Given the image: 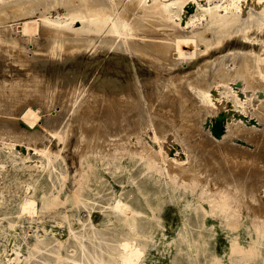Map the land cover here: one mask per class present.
Listing matches in <instances>:
<instances>
[{
    "label": "rangeland",
    "instance_id": "1",
    "mask_svg": "<svg viewBox=\"0 0 264 264\" xmlns=\"http://www.w3.org/2000/svg\"><path fill=\"white\" fill-rule=\"evenodd\" d=\"M85 1L83 0V2ZM91 1H87L89 4L86 2L87 5H85V3H81V0H75V4L73 0H0V264H52V262L61 264L58 255L65 256L63 257L65 258L64 264H87L88 260L95 264L92 258L100 251V254L105 258H109L110 252V254L116 252L119 243L117 240L120 241L122 235L124 237L128 235L126 231H124L125 233L122 231L126 230V226L124 228V225L121 224V215L113 210V205L118 200L131 201L133 204L139 201V204L136 205L142 207L141 213L145 212L142 215L139 213L136 221L139 222L137 224L139 230H142L141 241L148 244V252L143 258L146 264H264V118L258 119L253 115L264 105V71L261 77L255 73L258 78H253L250 82H246L244 78L238 79L241 96L249 97L244 108H236L233 101L228 100V96L222 92L224 90L222 84L212 86L214 103H206L194 89L195 83L202 79V81L206 79L210 81L216 77L215 81L220 80L224 68L229 66V68L235 69L238 59L245 58L247 55L257 57L260 65L263 66L261 70H264V16L249 19L248 22L241 25V28L234 29L225 36V31H208L204 40H198L193 45L192 51H188L183 59L180 58L176 50H169L168 53L163 54L164 56L159 55L166 60L157 58L160 63L158 65L156 61L152 60L153 57L142 59L141 55L119 46L121 43L127 44L126 40H142L141 35L148 33L143 32L145 28L150 29L148 30L149 35L154 34L146 36L144 39L152 38L153 40L155 38L157 41L161 39L162 43H165L164 41L171 42L169 37L172 36V31L167 26L169 21L154 14L144 20L139 14L140 11L137 10H151L150 8L145 9L138 0H112V4L111 0L109 1L111 4L109 9L115 11H112L113 15L123 19L128 18L130 26L134 24L131 26L132 30L128 29L130 34L128 32L124 36L113 35L111 38L116 39H113L112 45H104V40L111 36L106 30H95L92 26L82 25L80 20H75L74 24L70 23L72 25L53 21L57 18L65 19L71 7L74 10L77 5L83 4L89 10H94L95 3ZM205 1L202 0V2ZM245 1L249 3V0L242 2L246 3ZM151 2L152 0H149L147 4L149 5ZM242 2L240 15L246 16L252 5ZM90 3L93 5L91 6ZM83 5L82 7H84ZM196 7L195 3H188L184 8L185 15L195 13ZM44 15L47 18L46 21ZM175 17L180 24L177 23L178 21L173 24L180 25V29L183 27L184 31H191L194 26H204L206 22L205 18L201 16V20L197 18L189 23L185 17H181V20L177 15ZM140 18L143 22L139 21ZM138 21L140 24L137 23ZM144 21H146L145 24H143ZM137 24H143L144 28ZM147 24L149 26H146ZM205 26H209V24ZM54 32L55 34H53ZM191 36L190 38L194 39L199 35L192 33ZM156 37L158 38L156 39ZM184 48L188 49L189 47L185 45ZM253 57L251 60L254 61ZM219 59H222L223 64L218 62ZM175 60V66H171L167 62ZM162 65L164 66L162 67ZM183 74L184 79L182 78ZM235 82L231 81L232 85ZM137 87H140V90ZM23 90L31 91V93L41 92L43 98L35 102L26 99L20 102L19 100L24 99V96H19L18 93ZM181 90L188 93V96H184L185 94ZM138 91L148 99L142 100V107L140 104L138 106L136 101L135 104H132L136 107H134L135 110L133 109L131 117V112L124 111V107L120 106V103L116 102L115 104L114 99L116 95L121 94V105H125L128 102V99L125 98L126 94L131 93L137 97ZM145 92L152 98L147 97ZM221 93L222 95H220ZM17 98L20 103L17 102ZM179 98L181 99L179 100ZM29 105L41 116L33 126L21 116L22 110ZM171 105L173 106L171 107ZM82 106L87 107L86 110L90 111L81 113V109L84 108ZM138 107L141 110L137 109ZM171 110L175 112L173 115ZM134 111L135 113L138 111L137 113L140 115L142 112L143 116L136 113L140 117L138 118L136 114L134 115ZM174 114L179 116L173 117L176 116ZM170 115L172 116L170 117ZM144 116L147 121L148 118L149 121L154 118L156 122L151 121L154 128L151 122L148 125V122H144V118L142 120ZM133 117L135 121L137 118L142 120L137 121L138 123L140 121L139 125L142 130L145 129L143 134L146 135L142 134L143 143L145 145L149 143V149L152 148L151 151L147 149V146L145 147V154H148L146 163L135 159L134 168L131 167V163L134 161L130 160L128 154L130 149L128 150V148L138 146L137 150L139 151L140 146L137 145L138 137L135 134H131V137L127 133L133 122L135 123ZM111 120L113 124H111ZM218 120L224 123L225 128L220 134L215 133L211 125ZM15 123L19 127L21 126L20 129L18 128L19 131L24 129L23 132H28L37 129L38 136L41 133L38 137L41 140L35 138L36 142L33 138H31L33 141L29 138L31 141L28 139V143V141H24L25 138L27 140V136L23 135V138L25 136L24 140L17 137L20 139L18 141L15 135L11 134L16 130L12 126ZM138 123L137 125L133 124V127H139ZM157 123L160 125L157 126ZM235 123L242 127L231 136L234 145L232 147L237 148L234 150L235 152H231L224 147L230 138L224 137L217 140L216 137L225 134L230 124ZM7 124L8 127L10 126L9 128L6 127ZM165 126L168 127L165 128ZM4 127L7 128L6 132ZM10 128L12 129L10 130ZM123 129V132L120 131ZM156 129L158 132L155 131ZM114 133L120 134V137ZM120 138L122 139L120 140ZM162 152L167 154V158L166 154L164 156ZM173 161L175 162L173 163ZM152 162L155 163V166ZM242 162L245 163L241 164ZM177 163L184 164L182 166ZM176 164L181 166L180 169L179 167L177 169ZM192 167H195L196 170ZM157 168H160L162 172H158ZM179 170L180 173L177 172ZM192 171L193 173H191ZM139 172L141 175L143 173L142 178ZM170 172H173L172 175ZM174 172H177V175ZM131 174L134 176V186L131 184ZM170 175L171 177L175 176L176 183H172L174 177L171 178ZM240 179L241 181L243 179V184H246V181L247 184H250L248 188L251 187L252 192L245 194L240 192L242 191V186L238 184L241 182ZM145 183L147 184L145 185ZM166 183H168L167 186ZM173 185L177 187V190L172 187ZM131 186L135 188L136 192L132 196H127ZM140 186L143 189L147 188L144 189V196L138 191ZM169 190L171 192H168ZM27 196H31L34 200L33 211L22 213L20 204ZM134 199L138 201L135 202ZM225 199L230 203L229 215L222 207ZM247 203L250 205L249 208ZM141 216L144 218H140ZM144 220L145 222H143ZM232 222L236 225L232 226ZM115 225L120 230H116L118 228ZM230 228L232 229L230 230ZM82 229L84 230L82 231ZM182 230L189 235L193 246H189L181 240L179 232ZM113 231L115 232L113 233ZM72 232L75 233L72 234ZM104 234L106 235L104 236ZM237 234L240 235L246 251L252 250H249L251 254L247 251L248 255L243 257L239 252L236 253L232 250V238ZM88 235L90 236L87 237ZM103 238L109 241H104ZM257 238L260 240L259 244L253 246ZM94 239L96 242L93 243ZM81 242L83 244L86 242V244L83 246ZM106 242L108 245L105 244ZM89 257L90 259H88Z\"/></svg>",
    "mask_w": 264,
    "mask_h": 264
},
{
    "label": "bare ground",
    "instance_id": "2",
    "mask_svg": "<svg viewBox=\"0 0 264 264\" xmlns=\"http://www.w3.org/2000/svg\"><path fill=\"white\" fill-rule=\"evenodd\" d=\"M85 1V0H84ZM87 1H89V0H87ZM87 1H85V2H83V0H81V3H85V5H87L86 4V2ZM94 3H95V5H94V7H95V9L94 10H89L88 8H86L83 4H81V6L79 5H77V6H75V9L73 10L72 9V7H71V9L69 10V12L67 13V17L65 16V19H60V18H57V19H53V21H55V22H57V23H65V24H70V23H72V24H74L73 22L75 21V20H80V21H82V25L84 24V25H87V26H92L95 30H98V31H103V30H106L107 32H108V35L110 36V38H106L104 41H105V44L104 45H112V43L111 42H114V40L113 39H116V38H111V37H113V35H115V34H117V35H119V36H124L125 34H128V29L129 30H132L131 29V26L132 25H134V24H132L131 26H130V23H129V21L127 20V19H123V18H121V17H116L115 15H113L114 13H112V11L113 12H115L114 10H111V9H109L111 6V4H112V0H111V4L109 3V1L110 0H92ZM91 1V2H92ZM243 0H206L205 2H202V0H152V2H151V4L149 3V5L147 4L148 2H149V0H138V2H139V4H143V6H144V8L145 9H147V8H150V10L151 11H148V10H137V11H140L139 12V14L142 16V18H144V20L146 19V18H148V17H151L152 16V14H154V15H159V16H161L162 17V19L163 18H165L166 20H168L169 22H167V26L169 27V30L171 29V31H172V34H171V32H169L172 36L171 37H169V39H171V42L169 41V43H166V41H164L165 40V38H162V37H160V38H162V39H164L163 41L165 42V43H162V42H160L161 41V39H160V41H157V40H155V38L152 40V38L151 39H144L146 36L148 37V36H150V35H153V34H148V33H150L148 30H150V29H144V33H147V34H144V35H141L142 37L141 38H143L142 40L140 39V40H131V41H128V40H126L127 41V44H124V43H121L119 46L121 47V48H125V50H127V51H131L132 53H137V55L139 54V55H141V57H142V59H147V58H154V59H152L153 61H156L157 62V64L159 65L160 63H159V61H157L158 59L157 58H159V60H166V59H164V58H161V57H159V55H163L164 53H168L169 52V50H176L177 51V54L180 56V58L182 57V59H183V56H186L187 54V52L188 51H192V47H193V45L198 41V40H204V38H205V36H206V33L208 32V31H214V32H222V31H225V34H224V36L225 35H228L229 33H231L234 29H237V28H241L242 26L241 25H244L246 22H248L249 21V19H252V18H260V17H262V16H264V0H249V3L252 5V7L250 8L249 7V11H247V15L246 16H243V15H240L242 12V4H241V2H242ZM251 1V2H250ZM73 2H74V4H75V0H73ZM246 2V1H245ZM79 3H80V1H79ZM88 4H89V2H87ZM188 3H195L196 4V12L195 13H193V14H187V15H185L186 13H185V11H184V8L186 7V5L188 4ZM242 3H244V2H242ZM247 3V2H246ZM246 3H244V4H246ZM249 3H247V4H249ZM69 4V3H68ZM73 4V5H74ZM91 4V6L93 5V3H90ZM73 5H71V6H73ZM82 5L85 7H82ZM253 5H254V7H253ZM90 6V7H91ZM142 6V5H141ZM244 6V5H243ZM113 7V6H112ZM115 7H116V5H115ZM129 7V6H128ZM190 7V6H189ZM246 8H248V6H245ZM93 8V7H92ZM117 8V7H116ZM195 8V7H194ZM113 9V8H112ZM135 9V8H134ZM138 9V8H137ZM188 9V8H187ZM189 10V9H188ZM66 11V10H65ZM245 11V10H244ZM119 12H120V10H119ZM152 12H154V13H152ZM183 13V14H182ZM162 14V15H161ZM177 15V17L179 18V20H181V17H185L186 19H188V21H187V23H189V22H191V21H193V20H197V18L199 19L200 18V16L201 17H203V18H205V20H206V22H205V25L206 24H209V26H194L193 28H192V30L191 31H184V29H183V27H181V29H182V31H181V29H180V25H177L176 23L175 24H173L175 21H178V20H176V16ZM47 16V15H46ZM120 16V15H119ZM129 16V15H128ZM44 17V20L46 21V17H45V15L43 16ZM124 17V16H123ZM138 17V16H137ZM155 17V16H154ZM158 17V16H157ZM49 19V18H48ZM49 20H52L51 18L49 19ZM138 20V19H137ZM141 20V18L139 19V21ZM147 20V19H146ZM153 20H155V19H153ZM200 20H201V18H200ZM137 22V23H139L140 24V22ZM142 21V20H141ZM149 21V20H148ZM150 21H151V19H150ZM163 21V20H162ZM143 22V21H142ZM141 22V23H142ZM145 22L146 21H144V23L143 24H145ZM155 22H157V21H155ZM153 23H154V21H153ZM157 23H159V22H157ZM156 23V24H157ZM161 23V22H160ZM178 24H180V22L178 21L177 22ZM64 24V25H65ZM72 24H70V25H72ZM143 24L142 25H138V26H141V28H144V27H142L143 26ZM149 24H152V23H149ZM155 24V23H154ZM58 25V24H57ZM137 25H135V26H137ZM137 26V27H138ZM146 26H149L148 24L146 25ZM53 27V26H52ZM55 27V26H54ZM85 27V26H84ZM134 27V26H133ZM151 27V26H150ZM149 27V28H150ZM156 28V27H155ZM167 28V27H166ZM59 29V28H58ZM136 29V28H135ZM180 29V30H179ZM53 30H55L54 28H53ZM53 30H51L52 32H53ZM77 30V29H76ZM168 30V31H169ZM58 31V30H57ZM75 31V30H74ZM152 31V30H151ZM154 31V30H153ZM246 31V30H245ZM51 32V33H52ZM55 32H56V30H55ZM55 32L53 33V34H55ZM79 32V31H78ZM81 32V31H80ZM154 32H156V31H154ZM57 33H59V32H57ZM63 33V32H62ZM192 33H194V34H198L199 36H196L197 38H190V37H192L191 36V34ZM83 34V33H82ZM129 34H130V32H129ZM134 34V33H133ZM138 34V33H137ZM136 34V35H137ZM169 34V35H170ZM75 35V34H74ZM157 35V34H156ZM161 35V34H160ZM132 36V35H131ZM159 36V35H158ZM67 37V36H66ZM115 37V36H114ZM136 37V36H135ZM152 37V36H151ZM57 38V37H56ZM128 38V37H127ZM158 37H156V39H157ZM166 38H167V36H166ZM131 39V38H130ZM129 39V40H130ZM118 40V39H117ZM125 40V39H124ZM159 40V39H158ZM166 40H168V39H166ZM99 42V41H98ZM116 42V41H115ZM123 42V41H122ZM168 42V41H167ZM65 45V44H64ZM68 45V44H67ZM70 45H72V44H70ZM185 45H187V47H189L188 49H185L184 48V46ZM66 46V45H65ZM69 46V45H68ZM67 47V46H66ZM110 49V48H109ZM112 49H114V48H112ZM21 52H23L22 50H21ZM173 52H175V51H173ZM21 54V53H20ZM26 54V53H25ZM178 55H176V56H178ZM23 56V55H22ZM164 56V55H163ZM253 56L252 55H247L245 58H239L238 59V61L236 62V63H238V65H237V67L235 68V69H232L231 67L229 68V66H227V68H224V73H223V75L219 78L220 80H217V81H215V79H216V77H215V79L214 80H211L210 79V81L208 80L207 81V79L206 80H204V81H200V82H196L195 84H196V86L194 87L193 85H192V87H194V89L195 90H197V92H198V95H199V97L200 98H202L204 101H206V103L207 102H213V98H212V86L213 85H215V84H222L223 85V87H224V90L222 91L223 93H225L228 97L227 98H229L228 100H232L231 102L232 103H234V105H235V107L236 108H244L245 107V104L247 103V101H248V99H249V97L246 95V97L245 98H243L241 95L242 94H240V90H239V80L238 79H240V78H244L245 79V81L246 82H250L253 78H258V77H261V76H263V74H262V72L264 71V70H261V69H263L262 67L263 66H261L260 65V63H259V61L257 60V57H253L254 58V61L253 60H251V58H252ZM22 59V58H21ZM181 59V60H182ZM171 60H173V59H171ZM222 59H219L218 60V62L221 64L222 63V61H221ZM143 61V60H142ZM162 62V61H161ZM169 64H171V66H175V62H176V60L175 61H167ZM162 63H164V62H162ZM165 63H166V61H165ZM184 63V62H183ZM218 63V64H219ZM169 64H168V66H169ZM223 64V63H222ZM250 64H251V66H250ZM167 65V64H166ZM165 65V66H166ZM176 65H177V63H176ZM164 65H162V67H163ZM168 66H167V68H168ZM180 66H181V64H180ZM207 66V65H206ZM153 67H155L154 65H153ZM178 67V66H177ZM222 67H226V66H222ZM183 68V67H182ZM181 68V69H182ZM219 68V67H218ZM210 69V68H209ZM222 69V68H221ZM252 69V70H251ZM169 70V69H168ZM207 70V69H206ZM210 70H212V69H210ZM164 71V70H163ZM219 71V70H218ZM214 72H216V71H214ZM220 72V71H219ZM258 72V73H257ZM183 73V72H182ZM185 73H187V72H185ZM184 73V74H185ZM258 75V77H257V75ZM178 74V73H177ZM184 74L182 75V78H183V76H184ZM215 74V73H214ZM220 74V73H219ZM188 75V74H187ZM201 75H202V73H201ZM200 75V76H201ZM179 76L181 77V75L179 74ZM190 76H192V75H190ZM215 76H219V75H215ZM239 76H241V77H239ZM174 77V76H173ZM193 77V76H192ZM204 77V76H203ZM179 78V77H178ZM207 78V77H206ZM212 78V77H211ZM176 79H177V76H176ZM181 79V78H180ZM184 79V78H183ZM195 79V78H194ZM193 79V80H194ZM192 80V79H191ZM145 81V80H144ZM196 81V80H195ZM195 81H193V82H195ZM231 81L232 82H234V81H236L235 83H234V85H232L233 83H231ZM192 82V83H193ZM206 82H209V83H206ZM129 84V83H128ZM148 84V83H147ZM184 84V83H183ZM191 84V83H190ZM31 85V84H30ZM33 85V84H32ZM175 85V84H174ZM173 85V86H174ZM185 85H186V83H185ZM189 85V84H188ZM13 86H15V85H13ZM183 86V85H182ZM181 86V87H182ZM217 86V85H216ZM144 87V86H143ZM180 87V86H179ZM13 88V87H12ZM134 88H136V87H134ZM137 88H139L138 90H140V87H137ZM176 88H177V86H176ZM185 88V87H184ZM191 88V87H190ZM221 88V87H220ZM220 88H218V90L220 91ZM131 89V88H130ZM192 89V88H191ZM38 90V89H37ZM137 90V89H136ZM170 90V89H169ZM174 90V89H173ZM180 90V89H179ZM24 91V90H23ZM19 91L20 93H18V95L19 96H21L22 95V97L24 96V99H18L17 98V102H22V101H25V99L27 100V101H33V102H35V101H39V100H41L42 98H43V95H41V92L40 93H36V92H33V93H31V91L29 92V91ZM41 91V90H40ZM184 91V90H183ZM14 92H16V91H14ZM129 92H130V90H129ZM139 92V91H138ZM179 92V91H178ZM181 92H182V90H181ZM185 92H186V90H185ZM35 93V94H34ZM123 93V92H122ZM136 93H137V91H136ZM135 93V94H136ZM142 93V92H141ZM146 93V92H145ZM151 93V92H150ZM182 93H184V92H182ZM118 94V93H117ZM120 94V93H119ZM126 94V93H125ZM133 94H134V92H133ZM149 94V93H148ZM176 94V93H175ZM174 94V95H175ZM185 95L184 96H186L188 93H184ZM13 95H15V94H13ZM121 95V94H120ZM117 96L116 95V97H115V104H116V102L117 103H120V106H123L124 107V111L125 110H129V112H131V117H132V113H133V109H134V107H136V105H132L133 103L135 104V101H136V104L138 105V104H140V107H142V100H144V99H148V98H145L144 96H142V94H140V92L138 93V94H136V95H138L137 97L135 96V95H132L131 93H129V94H126L127 95V97H125V98H127L128 99V102L125 104V105H121V100H122V96ZM144 95V94H143ZM146 95H147V93H146ZM182 95V94H181ZM220 95H222V93L220 94ZM224 95V94H223ZM25 96H27V97H25ZM170 96V95H169ZM177 96V95H176ZM178 96H180V94H178ZM188 96V95H187ZM225 96V95H224ZM14 97V96H13ZM16 97V96H15ZM14 97V98H15ZM18 97V96H17ZM22 97H20V98H22ZM123 97V98H124ZM147 97H149V95H147ZM182 97V96H181ZM214 97V96H213ZM124 98V99H125ZM149 98H152V97H149ZM176 98V97H175ZM219 98H221V97H219ZM121 99V100H120ZM171 99H173V98H171ZM177 99V98H176ZM181 98H179V100H180ZM182 99H184V98H182ZM19 100V101H18ZM137 100H138V102H137ZM150 100V99H149ZM125 101V100H124ZM174 101H176L175 99H174ZM183 101V100H182ZM185 101H186V99H185ZM199 101V100H198ZM19 102V103H20ZM146 102V101H145ZM176 102H178V100L176 101ZM187 102V101H186ZM164 103V102H163ZM172 103V102H171ZM180 103V102H179ZM178 103V104H179ZM214 103V102H213ZM14 104V103H13ZM16 104V103H15ZM183 104V103H182ZM119 105V104H118ZM144 105H145V103H144ZM209 105V104H208ZM207 105V106H208ZM139 106V105H138ZM173 105H171V107H172ZM207 106H205V107H207ZM210 106V105H209ZM208 106V107H209ZM84 107V108H83ZM110 107V106H109ZM140 107H138L137 109H140L141 110V108ZM204 107V108H205ZM211 107V106H210ZM82 108L83 109H81V108H79V109H81L82 110V112H81V110H80V112L81 113H85V112H89L88 110H86V108L87 107H85V106H82ZM93 108V107H92ZM118 108H120V107H118ZM152 108V107H151ZM174 108H176V107H174ZM113 109V108H112ZM115 109V108H114ZM144 109V108H143ZM142 109V110H143ZM207 109V108H206ZM205 109V110H206ZM92 110V109H91ZM93 110H94V108H93ZM92 110V111H93ZM117 110V109H116ZM135 110V109H134ZM168 110V109H167ZM184 110H185V108H184ZM188 110V109H187ZM121 111V110H120ZM119 111V112H120ZM124 111H122V112H124ZM139 111V110H138ZM137 111V112H138ZM174 111H175V109H174ZM173 110H171V112H172V115H173V112H174ZM177 111V110H176ZM51 112V111H50ZM79 112V111H78ZM127 112V111H126ZM136 112V113H137ZM180 112V111H179ZM184 112V111H183ZM185 112H187L186 110H185ZM184 112V113H185ZM80 113V114H81ZM110 113V112H109ZM135 113V111H134V115L136 114ZM144 113H145V110H144ZM153 113V112H152ZM175 113V112H174ZM183 113V114H184ZM79 114V113H78ZM114 114V113H113ZM129 114V113H128ZM137 114H139V113H137ZM137 114H136V116H137ZM181 114V113H180ZM52 115V114H51ZM115 115V114H114ZM141 115H142V112H141ZM140 114H139V116H141ZM147 115V114H146ZM155 115V114H154ZM172 115H170V117L172 116ZM174 115H176V114H174ZM182 115V114H181ZM181 115H180V117H181ZM253 115L255 116V117H257L258 119H261V118H264V105L262 106V108L261 109H259V110H257V111H255L254 113H253ZM21 116H22V119H24V120H26L28 123H30V125L31 126H33L34 124H35V122H38L37 120L39 119V117H41L40 116V114H38L36 111H34L33 110V108H32V106L31 105H29V106H27L25 109H23L22 110V112H21ZM113 116V115H112ZM112 116H111V118H112ZM135 116V117H136ZM143 116V115H142ZM179 115L177 114L176 116H173V117H178ZM184 116V115H183ZM138 117V116H137ZM146 117H148V116H146ZM150 117V116H149ZM172 117V118H173ZM138 118H140V117H138ZM137 118V120H141V119H138ZM145 119V116L144 117H142V120H144ZM151 118H153L152 116H151ZM52 119V118H51ZM93 119V118H92ZM96 119V118H95ZM115 119V118H114ZM131 118H129V120H130ZM133 119H134V117H133ZM132 119V120H133ZM46 120V119H45ZM44 120V121H45ZM94 120V119H93ZM118 120V119H117ZM128 120V121H129ZM135 121V119H134V121H135V123L133 122V124H135V125H137V123H138V121ZM141 120V121H142ZM146 120V121H145ZM144 120V122H148V125H150L149 124V122H151L152 120H154V118L153 119H151L150 121H149V118H148V121H147V119H145ZM170 120V119H169ZM12 121V120H11ZM21 121V120H20ZM48 121V120H47ZM131 121V120H130ZM129 121V122H130ZM155 121V120H154ZM163 121V120H162ZM170 121H172V120H170ZM173 121H175V120H173ZM46 122V121H45ZM49 122V121H48ZM51 122V121H50ZM82 122V121H81ZM91 122V121H90ZM94 122H95V120H94ZM118 122H119V124H120V121L118 120ZM156 122V121H155ZM168 122V121H167ZM11 123V122H10ZM115 123V122H114ZM139 123H140V121H139ZM139 123H138V125H139ZM158 123H160V122H158ZM157 123V124H158ZM165 123V122H164ZM163 123V124H164ZM20 124V123H19ZM45 124V123H44ZM49 124V123H48ZM82 124V123H81ZM92 124V123H91ZM94 124V123H93ZM98 124V123H97ZM110 124V123H109ZM111 124H113V122H112V120H111ZM123 124H124V122H123ZM122 123H121V125H123ZM131 124H132V122H131ZM133 124L131 125V127H130V129H129V132H127L129 135H131V134H135V136H137L138 137V143H137V145H139L140 147H139V151L137 150V147L136 146H134V144H133V146L134 147H136V148H128V150L130 149V153H128L129 154V156H130V160L131 161H134L133 163H131V167H133L134 165H136L135 163H136V161H135V159H139L140 161H144V163H146V158H147V156L146 155H148V154H145V150H146V146H147V149H149L150 148V145H149V147H148V144L149 143H147V145H145L144 143H143V136H142V134H143V132H144V130L145 129H143L142 130V127H140V125H139V127H133ZM144 125H145V123H143ZM147 124V123H146ZM156 124V125H157ZM162 124V125H163ZM6 125V124H5ZM43 125V124H42ZM57 125V124H56ZM60 125V124H59ZM72 125V124H71ZM89 125V124H88ZM130 125V124H129ZM143 125V126H144ZM151 125H152V122H151ZM160 124H158L157 126H159ZM164 125H166V124H164ZM173 125V124H172ZM212 125V128L213 129H215V128H219L221 125H223L224 126V123L221 121V120H218L217 122H215V123H212L211 124ZM12 126H14L15 128H16V130L15 131H12L11 132V134L13 133V135H15V137L17 138H20L21 137V139L23 138V135H26L27 136V140H26V138H25V136H24V138H25V140H24V138H23V140L24 141H28V139L30 138H33L34 139V141H36L37 142V139H39L38 137L40 136V134H39V136H38V131H36L34 128H36V127H34L33 129L34 130H29L28 132H23L24 131V129H23V131H19V129H20V127L17 125V123H15V124H12ZM18 126V127H17ZM29 126V125H28ZM43 126H45V125H43ZM51 126H54V125H51ZM70 126V125H69ZM87 126V125H86ZM99 126V125H98ZM111 126V125H110ZM147 126V125H146ZM229 126V125H228ZM6 127H8V124H7V126ZM6 127H4L5 128V132L7 131V128ZM10 127V126H9ZM8 127V128H9ZM84 127V126H83ZM93 127V126H92ZM94 127H96V126H94ZM114 127V126H113ZM127 127V126H126ZM145 127V126H144ZM148 127V126H147ZM152 127L154 128L155 126H153L152 125ZM161 127V126H160ZM166 127H168V126H165V128ZM240 127H242L240 124H230V126H229V128L227 129V131L225 132V134H221V135H219V136H217L216 138H217V140H219V139H221V138H224V137H229L230 138V140H228L227 141V145H225L224 147H225V149H227L228 151H231V152H235L234 150L235 149H237V148H233L232 146H234L233 145V142H232V139H231V136L232 135H234L236 132H238L239 130H240ZM19 128V129H18ZM24 128V127H23ZM81 128H82V126H81ZM105 128V127H104ZM123 128H125V127H123ZM12 128H10V130H11ZM31 129H32V127H31ZM90 129H91V127H90ZM93 129V128H92ZM95 129V128H94ZM93 129V130H94ZM126 129V128H125ZM22 130V129H21ZM56 130V129H55ZM61 130V129H60ZM60 130H58V131H60ZM83 130H85V129H83ZM93 130H91L92 132H93ZM87 131V130H86ZM90 131V130H89ZM113 131V130H112ZM120 131H124V129L123 130H120ZM119 131V132H120ZM155 131H157V129L155 130ZM160 131V130H159ZM55 132H57V131H55ZM54 132V133H55ZM83 132V131H82ZM113 132H115V131H113ZM158 132V131H157ZM156 132V133H157ZM59 133V132H58ZM91 133V132H90ZM112 133V132H111ZM121 133V132H120ZM126 133V132H125ZM126 133V134H127ZM146 133V132H145ZM160 133V132H159ZM158 133V134H159ZM7 134V133H6ZM52 134V133H51ZM64 134V133H63ZM83 134V133H82ZM110 134V133H109ZM114 134H116V133H114ZM114 134H112V135H114ZM121 134H123V133H121ZM125 134V135H126ZM1 135V134H0ZM55 135V134H54ZM86 135H88V134H86ZM116 135H118V134H116ZM120 135V134H119ZM118 135V136H119ZM144 136L146 135V134H143ZM157 135V134H156ZM163 135V134H162ZM91 136H92V134H91ZM96 136V135H95ZM117 136V137H118ZM124 136V135H123ZM151 136V135H150ZM149 136V137H150ZM1 137V136H0ZM4 137V136H3ZM63 137V136H62ZM83 137H84V135H83ZM111 137H113V136H111ZM120 137V136H119ZM122 137V136H121ZM131 137H132V135H131ZM147 137V136H146ZM162 137V136H161ZM184 137V136H183ZM5 138V137H4ZM17 138V139H18ZM35 138H37L36 140H35ZM88 138V137H87ZM109 138V137H108ZM155 138V137H154ZM153 138V139H154ZM6 139V138H5ZM29 139V141H31ZM59 139V138H58ZM92 139V138H91ZM115 139H116V137H115ZM122 138H120V140H121ZM151 139V138H150ZM156 139V138H155ZM20 139H18V141H19ZM39 140H41V139H39ZM83 140V139H82ZM81 140V141H82ZM117 140V139H116ZM148 140V139H147ZM182 140H183V138H182ZM29 141H28V143H29ZM33 141V140H32ZM77 142V141H76ZM106 142V141H105ZM111 142V141H110ZM114 142H116V141H114ZM87 143V142H86ZM90 143H92V142H90ZM99 143V142H98ZM97 143V144H98ZM119 143V142H118ZM121 144H122V142H120ZM130 143V142H129ZM183 143H185V142H183ZM43 144V143H42ZM42 144H41V146H42ZM64 144V143H63ZM89 144V143H88ZM93 144H94V142H93ZM100 144V143H99ZM123 144H124V142H123ZM132 144V143H131ZM130 144V145H131ZM141 144V145H140ZM4 145V144H3ZM24 145V144H23ZM30 145H33V144H30ZM48 145V144H47ZM87 145V144H86ZM127 145V144H126ZM145 145V146H144ZM160 145V144H159ZM185 145V144H184ZM6 146V145H5ZM109 146V145H108ZM111 146V145H110ZM188 146V145H187ZM190 146V145H189ZM188 146V147H189ZM27 147V146H26ZM25 147V148H26ZM29 147V146H28ZM84 147V146H83ZM83 147H81V148H83ZM91 147V146H90ZM114 147V146H113ZM160 147V146H159ZM98 148V147H97ZM86 149H88V148H86ZM122 149V148H121ZM125 149V148H124ZM152 149V148H151ZM151 149H149V150H151ZM83 150V149H82ZM82 150H80V151H82ZM91 150V149H90ZM117 150V149H116ZM162 150H164V149H162ZM190 150V149H189ZM85 151V150H84ZM152 151V150H151ZM155 151V150H154ZM153 151V152H154ZM161 151V150H160ZM165 151V150H164ZM114 152V151H113ZM124 152V151H123ZM127 150H126V154H127ZM167 152V151H166ZM196 152V154H197V151H195ZM200 152V151H199ZM202 152V151H201ZM46 153V152H45ZM110 153V152H109ZM151 153V152H150ZM188 153H190L189 151H188ZM245 152L243 151V154H244ZM57 154V153H56ZM112 154V153H111ZM155 154H157L156 152H155ZM161 154V153H160ZM162 154H163V152H162ZM161 154V155H162ZM164 154H166V153H164ZM163 154V155H164ZM195 154V153H194ZM201 154V153H200ZM203 154V153H202ZM204 154H206V153H204ZM208 154H210V153H208ZM211 154H213V153H211ZM139 155V156H138ZM162 155V156H163ZM60 156V155H59ZM128 156V157H129ZM137 156H138V158H137ZM151 156V155H150ZM165 156V155H164ZM169 156V155H168ZM191 156V155H190ZM193 156V155H192ZM200 156V155H199ZM202 156V155H201ZM204 157H206L205 155H203ZM208 156V155H207ZM244 156H245V154H244ZM153 157V156H152ZM198 157V156H197ZM211 157V156H210ZM247 157V156H246ZM245 157V158H246ZM166 158H167V154H166ZM165 158V160H167ZM169 158V157H168ZM175 158V157H174ZM177 158V157H176ZM186 158V157H185ZM208 158V157H207ZM244 158V157H243ZM129 159V158H128ZM149 159H151V158H149ZM179 159V158H178ZM197 159V158H196ZM129 160V161H130ZM155 160H156V158H155ZM163 160H164V158H163ZM168 160H170V159H168ZM191 160V159H190ZM194 160V159H193ZM192 160V161H193ZM199 160V159H198ZM201 160V159H200ZM203 160V159H202ZM245 160V159H244ZM140 161H138V162H140ZM175 161H177V160H175ZM175 161H173V163L175 162ZM209 161V160H208ZM211 161V160H210ZM137 162V163H138ZM213 162V161H212ZM215 162H217V161H215ZM152 163H154V162H152ZM182 163V162H181ZM179 164V163H177V164H179V165H182L183 166V164ZM198 163V162H197ZM201 163H202V161H201ZM205 163V162H204ZM243 163H245V162H242L241 164H243ZM165 164V163H164ZM167 164H168V162H167ZM177 164H176V166H177ZM210 164H212V163H210ZM125 165V164H124ZM126 165H127V163H126ZM148 165H149V162H148ZM169 165V164H168ZM173 165H175V164H173ZM179 165L177 166V169H178V167H179ZM198 165V164H197ZM205 165H206V163H205ZM223 165V164H222ZM236 165V164H235ZM245 165V164H244ZM243 165V166H244ZM130 166V165H129ZM153 166V165H152ZM154 166H155V163H154ZM176 166H175V169H176ZM193 166V165H192ZM202 166V165H201ZM204 166V165H203ZM219 166H220V164H219ZM218 166V167H219ZM229 166V165H228ZM150 167V166H149ZM158 167V166H157ZM160 167V166H159ZM181 167V166H180ZM180 167H179V169H180ZM184 167H185V165H184ZM196 167V166H195ZM195 167H192L194 170H196L195 169ZM134 168V167H133ZM168 168V167H167ZM169 168H170V166H169ZM168 168V169H169ZM187 168V167H186ZM199 168V167H198ZM203 168V167H202ZM130 169V168H129ZM142 169V168H141ZM146 169H149V168H146ZM157 169H159V171L158 172H162V170L160 169V168H157ZM157 169H155V170H157ZM171 169V168H170ZM188 169V168H187ZM186 169V170H187ZM190 169V168H189ZM206 169V168H205ZM204 169V170H205ZM231 169V168H230ZM136 170V169H135ZM166 170V169H165ZM164 170V171H165ZM172 170V169H171ZM199 170V169H198ZM227 170V169H226ZM247 170V169H246ZM131 171V170H130ZM142 171V170H141ZM154 171V170H153ZM183 171V170H182ZM185 171V170H184ZM231 171V170H230ZM243 171V170H242ZM134 173H135V171H133ZM177 172H179L180 173V170L179 171H177ZM177 172H174L175 173V175H177ZM187 172H189V171H187ZM205 172V171H204ZM244 172V171H243ZM143 173H144V171H143ZM143 173H142V175H143ZM153 173V172H152ZM151 173V174H152ZM166 173H168V172H166ZM165 173V174H166ZM171 173V175H172V173L173 172H170ZM191 173H193V171L191 172ZM202 173V172H201ZM210 173V172H209ZM220 173V172H219ZM226 173H227V171H226ZM242 173V172H241ZM256 173V172H255ZM138 174V173H137ZM139 174H140V172H139ZM145 174V173H144ZM162 174V173H161ZM161 174H159V175H161ZM169 174V173H168ZM196 174V173H195ZM215 174V173H214ZM221 174V173H220ZM258 174H260V173H258ZM130 175V174H129ZM141 175V174H140ZM142 175H141V178H142ZM157 175V174H156ZM171 175H170V177H171ZM179 175V174H178ZM191 175V174H190ZM226 175V174H225ZM248 175V174H247ZM246 175V178L248 177ZM167 176H169V175H167ZM199 176V175H198ZM212 176V175H211ZM224 176V175H223ZM227 176V175H226ZM229 176V175H228ZM262 176V175H261ZM81 177H83V176H81ZM174 177V179L172 180V183H176V181H175V176H172L171 178H173ZM230 177V176H229ZM242 177H244V176H242ZM255 177V176H254ZM258 177V176H257ZM139 178V177H138ZM140 178V179H141ZM148 178V177H147ZM162 178V177H161ZM160 178V179H161ZM169 178V177H168ZM178 178V177H177ZM222 178V177H221ZM259 178V177H258ZM131 184L134 186L135 185V181H134V176H133V174H131ZM143 179L145 180V178H144V176H143ZM153 179H154V177H153ZM165 179V178H164ZM189 179V178H188ZM199 179H201V178H199ZM224 179V178H223ZM230 179V178H229ZM251 179V178H250ZM253 179V178H252ZM256 179V178H255ZM79 180V179H78ZM147 180V179H146ZM155 180V179H154ZM170 180V179H169ZM218 180H219V178H218ZM235 180V179H234ZM236 180H237V178H236ZM244 180H246V179H244ZM260 180V179H259ZM263 180V179H262ZM82 181V180H81ZM138 181V180H137ZM141 181V180H140ZM156 181V180H155ZM200 181V180H199ZM225 181V180H224ZM240 181H241V179H240ZM242 181H243V179H242ZM242 181L239 183L238 181V184H240L241 186H242V188H241V190L242 191H240V192H242V193H250V192H252L251 191V187L250 188H248L249 186H250V184H247V181H246V184L244 183H242ZM139 182V181H138ZM147 182V181H146ZM167 182H168V180H167ZM228 182V181H227ZM236 182V181H235ZM236 182V183H237ZM244 182V181H243ZM249 182V181H248ZM256 182V181H255ZM254 182V183H255ZM258 182V181H257ZM144 183V182H143ZM143 183H141V184H143ZM253 183V184H254ZM130 184V183H129ZM147 183H145V185H146ZM167 184L168 183H166V186H167ZM187 184V183H186ZM229 184V183H228ZM140 185V184H139ZM164 185V184H163ZM170 185V184H169ZM168 185V186H169ZM180 185V184H179ZM249 185V186H248ZM133 186H131L130 187V191L128 192L129 194H127V196L129 195V196H132L133 194H134V192H136L135 191V188L133 187ZM258 186V185H257ZM145 187V186H144ZM170 187V186H169ZM172 187H174V189L176 188V190H177V187L176 186H172ZM234 187V186H233ZM146 188V187H145ZM144 188V189H145ZM168 188V187H167ZM128 189H129V187H128ZM144 189H143V187L142 186H140L139 188H138V191L140 192V194L141 195H143L144 196V194H145V192H144ZM147 189V188H146ZM169 189H171V188H169ZM238 189H240V188H238ZM258 189V188H257ZM167 190V189H166ZM172 190V189H171ZM247 190V191H246ZM253 190V189H252ZM149 191V190H148ZM193 191V190H192ZM254 191V190H253ZM168 192H171L170 190L168 191ZM173 192H174V190H173ZM172 192V193H173ZM241 193V194H242ZM88 194V193H87ZM149 194V193H148ZM175 194V193H174ZM253 194V193H252ZM136 195V194H135ZM247 195V194H246ZM258 195V194H257ZM32 196V195H31ZM31 196H27V197H25V199L22 201V203L20 204V209L23 211L22 213H31L32 211H33V205H34V200H32V197ZM78 196H80V195H78ZM83 196V195H82ZM84 196H86V195H84ZM138 196V195H137ZM140 196V195H139ZM170 196V195H169ZM177 196V195H176ZM241 196V195H240ZM252 196V195H251ZM250 196V197H251ZM147 197V196H146ZM243 197V196H242ZM85 198H88V197H85ZM173 198V197H172ZM255 198V197H254ZM260 198V197H259ZM258 198V199H259ZM80 199V198H79ZM93 199V198H92ZM117 199V198H116ZM138 199V198H137ZM174 199V198H173ZM200 199V198H199ZM257 199V198H256ZM89 200V199H88ZM90 200H91V198H90ZM96 200V199H95ZM114 200V199H113ZM140 200H141V198H140ZM202 200V199H201ZM246 200V199H245ZM261 200V199H260ZM80 201V200H79ZM134 201H135V199H134ZM136 201H138V200H136ZM135 201V202H136ZM225 201V203H222V207H223V210L225 211V213L227 214V215H229L230 214V203L229 202H226L227 200L225 199L224 200ZM36 202V201H35ZM85 202V201H84ZM84 202H81V203H84ZM113 202V201H112ZM142 202V201H141ZM262 202V201H261ZM138 204H139V201L137 202ZM137 203H132L131 201H126V202H124V201H121V200H118L114 205H113V210H115L117 213H119L120 215H121V217H120V220H122V223L121 224H123L124 225V228H125V226H126V230H122L123 231V233H125L124 231H126L127 233H128V235L126 236L125 234V237L122 235V239L120 240V241H118L117 240V242H119L118 244H117V247H116V245H115V247H116V252L115 253H112V254H110L109 253V251H108V253H109V255H110V257L109 258H105L102 254H100V252H99V254H96V255H94L93 256V258H92V260L95 262V264H146V262L144 261V257H145V255L147 254V242H145V243H143L142 241H141V236H142V230H139V228H138V223H137V221H136V217H137V215L139 214V213H141L142 212V207H140V206H137L136 204ZM253 203V202H252ZM257 203V202H256ZM264 204V203H263ZM111 205V204H110ZM257 205V204H256ZM85 206V205H84ZM89 206V205H88ZM91 206V205H90ZM94 206V205H93ZM93 206H92V208H93ZM247 206H248V208L250 207V205H249V203H247ZM35 207H36V204H35ZM144 207H146V206H144ZM153 207V206H152ZM252 207V206H251ZM147 208V207H146ZM254 208V207H253ZM19 209V210H20ZM112 209V208H111ZM144 209V208H143ZM148 209V208H147ZM260 210V209H259ZM150 211H152V210H150ZM179 211V210H178ZM35 212V211H34ZM115 212V213H116ZM36 213V212H35ZM90 213V212H89ZM143 213H145V212H143ZM143 213H141L140 215H142ZM148 213V212H147ZM34 214V213H33ZM112 214H113V212H112ZM263 214V213H262ZM23 215V214H22ZM88 215H90V214H88ZM106 215H110V214H106ZM149 215V214H148ZM151 216H152V214H151ZM110 217H112V216H110ZM114 218H115V216H114ZM140 218H144V217H140ZM87 219H89V218H87ZM152 219V218H151ZM245 219V218H244ZM247 219V218H246ZM82 220H84V219H82ZM150 220V219H149ZM88 221V220H87ZM96 221V220H95ZM94 221V222H95ZM143 222H145V220L143 221ZM148 222H150V221H148ZM152 222H153V220H152ZM244 222V221H243ZM119 223H120V221H119ZM231 223V222H230ZM233 223V222H232ZM245 223V222H244ZM89 224V223H88ZM84 226L86 225V224H83ZM98 225H99V223H98ZM236 224H232V226H235ZM89 226H90V224H89ZM95 226H97V225H95ZM71 227V226H70ZM115 227H116V225H115ZM123 227V226H122ZM122 227H121V229H122ZM141 227V226H140ZM69 228V227H68ZM83 228V227H82ZM96 228V227H95ZM97 228H98V226H97ZM104 228V227H103ZM109 228V227H108ZM116 228H118V227H116ZM233 228V227H232ZM232 228H230V230L232 229ZM71 229V228H70ZM69 229V230H70ZM77 229V228H76ZM89 228L87 227V230H88ZM94 229V228H93ZM111 229H113V228H111ZM111 229H109V231L111 232ZM257 229V228H256ZM84 229H82V231H83ZM86 230V231H87ZM115 230V229H114ZM116 230H120L119 228L118 229H116ZM150 230V229H149ZM155 230V229H154ZM74 231V230H73ZM79 231V230H78ZM82 231H81V233H82ZM94 231V230H93ZM108 231V230H107ZM108 231V232H109ZM92 232V231H91ZM115 231H113V233H114ZM189 232V231H188ZM73 233H75V232H72V234ZM77 233V232H76ZM101 233H102V231H101ZM116 233H118V232H116ZM126 233V234H127ZM151 233V232H150ZM180 234V236H181V240H183L184 242H186L189 246H193V241L189 238V235L186 233V231H184V230H182L181 232H179ZM78 234V233H77ZM93 234H95V233H93ZM108 234V233H107ZM110 234V233H109ZM122 234V233H121ZM146 234V233H145ZM144 234V235H145ZM152 234V233H151ZM82 235H83V233H82ZM85 235V234H84ZM106 234H104V236H105ZM113 235V234H112ZM112 235H110V236H112ZM115 235V234H114ZM117 235H120V234H117ZM147 235H148V233H147ZM75 236H77L76 234H75ZM90 235H88L87 237H89ZM92 236H94V235H92ZM108 236V235H107ZM74 237V236H73ZM79 237H80V235H79ZM82 237V236H81ZM86 237V238H87ZM99 237H102V236H99ZM150 237V236H149ZM257 237V236H256ZM262 237V236H261ZM260 237V238H261ZM94 238V237H93ZM96 238V237H95ZM97 238H98V236H97ZM108 238H110V237H108ZM77 239V238H76ZM80 239V238H79ZM81 239H83V238H81ZM80 239V240H81ZM144 239V238H143ZM90 240V239H89ZM95 240V239H94ZM98 240H100V239H98ZM103 240H104V238H103ZM106 240V239H105ZM104 240V241H105ZM113 240V239H112ZM115 240H116V238H115ZM13 241V240H12ZM67 241V240H66ZM83 241V240H82ZM92 241V240H91ZM106 241H109V240H106ZM111 241V240H110ZM148 241V240H147ZM205 241V240H204ZM259 238H257L256 240H255V243L253 244V246L255 245H257V244H259ZM94 242H96V240L95 241H93V243ZM98 242V241H97ZM99 242H101V241H99ZM116 242V243H117ZM232 242H233V244H232ZM232 242H231V247H233L232 248V250L233 251H235L236 253H240L243 257H245V256H247L248 255V253L250 252V251H252L251 249H248L247 251H249V252H247L246 251V248L244 247L245 245L242 243V241H241V239H240V235H234V237L232 238ZM26 243V242H25ZM82 243V242H81ZM204 243V242H203ZM208 243V242H207ZM78 244H79V242H78ZM83 244V243H82ZM86 244V242L83 244V246ZM87 244H89V243H87ZM105 244H107V242L105 243ZM242 244V245H241ZM37 245V244H36ZM97 245H98V243H97ZM101 245V244H100ZM108 245V244H107ZM106 245V246H107ZM150 245H151V243H150ZM83 246H82V248H83ZM106 246H105V248H106ZM152 246V245H151ZM188 246V247H189ZM34 247V246H33ZM92 247H93V245H92ZM95 247H96V244H95ZM98 247V246H97ZM101 247H103V246H101ZM114 247V246H113ZM248 247V246H247ZM35 248V247H34ZM39 248V247H38ZM81 248V247H80ZM89 248V247H88ZM88 248H86V249H88ZM100 248V247H99ZM104 248V249H105ZM109 248V247H108ZM111 248V247H110ZM203 248V247H202ZM255 248V247H254ZM32 249V248H31ZM35 249H37V248H35ZM85 249V248H84ZM85 249V250H86ZM93 249H94V247H93ZM191 249V248H190ZM193 249V248H192ZM253 249V248H252ZM57 250V249H56ZM59 250V249H58ZM75 250V249H74ZM85 250H84V252H85ZM89 251H91L90 249H88ZM102 250V249H101ZM81 251H83V250H81ZM105 251V250H104ZM113 251V250H112ZM203 251V250H202ZM30 252V251H29ZM32 252V251H31ZM81 253H83V252H81ZM87 253V252H86ZM86 253H85V256H86ZM91 253V252H90ZM194 253V252H193ZM52 254H54V253H52ZM58 254H60L59 253V251H58ZM57 254V255H58ZM95 254V253H94ZM249 254H251V252L249 253ZM56 255V254H55ZM91 255V254H90ZM89 255V256H90ZM239 255V254H238ZM28 256H30L29 254H28ZM27 256V257H28ZM59 257H58V260L59 261H61V264H64V260H65V258H63V257H65L64 255H63V257L62 256H60V255H58ZM82 256H84V255H82ZM82 256H81V258H82ZM14 257V256H13ZM25 257V256H24ZM77 257V258H76ZM75 258L76 259H78V256H76ZM87 257V256H86ZM241 257V256H240ZM29 258V257H28ZM36 258V257H35ZM55 258H57V257H55ZM67 258H70V257H67ZM66 258V259H67ZM72 258V257H71ZM214 258V257H213ZM218 258V257H217ZM237 258V257H236ZM73 259H74V257H73ZM88 259H90V257L88 258ZM229 259V258H228ZM238 259H239V257H238ZM242 259V258H241ZM25 260V259H24ZM24 260H21L22 262L24 261ZM48 260V259H47ZM56 260V259H55ZM67 260H70V259H67ZM75 260V259H74ZM219 260V259H218ZM250 260V259H249ZM46 261V260H45ZM45 261H43L44 263H45ZM51 261V260H50ZM90 260H88V263L87 264H93V262H89ZM216 261H217V259H216ZM48 262V261H47ZM217 262H219V261H217ZM216 262V263H217ZM239 262H241V261H239ZM25 263H27V262H25ZM35 263H36V261H35ZM76 263V262H75ZM81 263V262H80ZM84 263H86V262H84ZM246 263V262H245ZM47 264V263H46ZM52 264H53V262H52ZM83 264V263H82ZM215 264V263H214Z\"/></svg>",
    "mask_w": 264,
    "mask_h": 264
},
{
    "label": "water",
    "instance_id": "3",
    "mask_svg": "<svg viewBox=\"0 0 264 264\" xmlns=\"http://www.w3.org/2000/svg\"><path fill=\"white\" fill-rule=\"evenodd\" d=\"M224 129H225L224 126L221 125L219 128H215L214 130H215V133L220 134L224 131Z\"/></svg>",
    "mask_w": 264,
    "mask_h": 264
}]
</instances>
